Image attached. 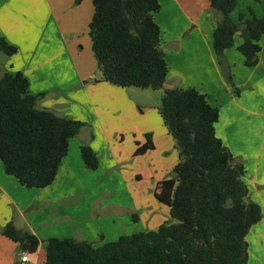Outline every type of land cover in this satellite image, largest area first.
I'll list each match as a JSON object with an SVG mask.
<instances>
[{"label": "crops", "instance_id": "1", "mask_svg": "<svg viewBox=\"0 0 264 264\" xmlns=\"http://www.w3.org/2000/svg\"><path fill=\"white\" fill-rule=\"evenodd\" d=\"M76 1L0 0V37L17 49L12 56L0 53V76L21 72L31 94H44L37 101L38 109L86 124L69 141L48 187H21L0 163V264H20L17 244L1 234L9 221L40 241L37 252L27 255L23 264H43L48 238L98 247L122 235L155 230L170 219L168 208L155 197V188L173 177L178 156L172 137L158 111L146 108L143 91L102 81L88 35L92 0ZM157 1L160 9L154 20L168 65L163 89L194 88L218 107L215 134L234 162L243 164L249 199L262 213L246 235L247 264L250 259L264 264V36L254 67L244 65L238 35L234 46L223 52L231 86L212 48L219 15L209 0ZM263 4L264 0H236L230 18L234 22L240 14L249 18L250 10L260 18ZM148 133L153 148L135 155ZM83 145L97 156L96 170L85 168L80 156ZM105 196L110 200L95 206ZM83 197L94 201L77 202Z\"/></svg>", "mask_w": 264, "mask_h": 264}, {"label": "trees", "instance_id": "2", "mask_svg": "<svg viewBox=\"0 0 264 264\" xmlns=\"http://www.w3.org/2000/svg\"><path fill=\"white\" fill-rule=\"evenodd\" d=\"M209 2L219 15L212 48L226 81L233 86L223 52L234 46L238 35L237 49L244 65L257 64L264 36V4L260 18L250 10L249 18L240 14L234 22L230 13L236 0ZM92 4L88 35L102 81L120 88L162 90L158 114L172 137L178 161L173 177L157 183L155 197L168 208L170 220L155 230L122 235L98 247L86 241L48 238L43 264H247L246 235L261 219V209L249 199L243 164L234 162L215 134L218 107L194 88L163 89L168 65L162 33L154 20L158 1L92 0ZM16 52L0 37V53L12 56ZM43 96L29 92L21 72L0 76V163L4 173L26 189L52 184L69 141L86 126L38 109L37 101ZM145 138L135 155L153 148L151 134ZM80 156L85 168H98V158L89 146L80 147ZM1 234L17 244L19 255H34L40 244L36 235L11 221Z\"/></svg>", "mask_w": 264, "mask_h": 264}, {"label": "rangeland", "instance_id": "3", "mask_svg": "<svg viewBox=\"0 0 264 264\" xmlns=\"http://www.w3.org/2000/svg\"><path fill=\"white\" fill-rule=\"evenodd\" d=\"M137 91H143V96H142V99L145 100L146 104H147V107L148 109H154L155 111H158V108L160 106V100H161V96H162V91H153V90H150V89H147V90H140V89H136ZM82 135V134H81ZM82 137V136H80ZM110 197H99L96 201H95V206L97 207H101L100 206V203L103 204V202L107 199H109ZM72 198L69 199V201L71 200ZM78 201L77 202H86L85 204H90L91 202L90 201H94V200H90L89 198H86V197H83L82 199L81 198H78L77 199ZM74 201V200H73ZM72 201V202H73ZM84 204V203H83ZM103 211V210H101ZM105 212V211H103ZM170 220V219H169ZM133 231V230H132ZM124 232H131V231H128V230H125ZM45 245V244H44ZM94 247H97L96 245H93ZM44 247V246H43ZM248 262V261H247ZM249 264H256L254 263V260L250 259L249 261Z\"/></svg>", "mask_w": 264, "mask_h": 264}, {"label": "built area", "instance_id": "4", "mask_svg": "<svg viewBox=\"0 0 264 264\" xmlns=\"http://www.w3.org/2000/svg\"><path fill=\"white\" fill-rule=\"evenodd\" d=\"M27 253L26 252H22L21 254H20V258H19V263L20 264H23V263H25V262H27L28 261V257H27Z\"/></svg>", "mask_w": 264, "mask_h": 264}]
</instances>
